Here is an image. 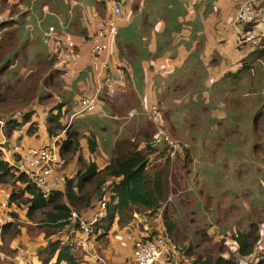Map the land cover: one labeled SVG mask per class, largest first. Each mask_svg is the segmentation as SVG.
Returning a JSON list of instances; mask_svg holds the SVG:
<instances>
[{"label": "rangeland", "instance_id": "rangeland-1", "mask_svg": "<svg viewBox=\"0 0 264 264\" xmlns=\"http://www.w3.org/2000/svg\"><path fill=\"white\" fill-rule=\"evenodd\" d=\"M14 1L7 6L22 10V4ZM180 1H185L186 7ZM135 2L137 6L141 2V9L135 11L134 7L130 15L124 12L123 20L132 22L129 26L128 23H120L116 38L121 48L130 46L128 51L132 57L126 58L117 48L114 56L126 68H129L128 63L133 58L137 90L129 74L116 76L113 71L98 75L95 82L78 79L76 74L71 77L73 80H69L57 70L65 66V58L55 59L54 55V67L53 60H48L47 55L52 48L44 43V32L56 26L51 25L43 30L47 18H40L37 10L31 8L28 17H21L23 21L19 30L10 28L9 32L0 34V94L5 95L7 104L28 101L21 108L9 110L6 106V109L0 110V146L8 143L13 147L22 143L28 148L20 138L26 123H29L27 132L35 134L33 141H41L49 129V120L46 122L47 118L41 116L49 111L52 117L56 116L64 102L67 106L61 109L64 113L62 119L68 120L65 129L74 128L80 132L83 143L78 159L81 156L85 161L92 155L91 160L98 163L102 170L110 164L117 147L127 149L135 145L145 150L148 144L167 134L180 148L170 161L168 198L156 212H144V216L134 213V220L128 223L136 228L133 229L136 232H133V244L145 237L166 234L165 219L168 217L169 225H174V244L182 250V262L177 264H189L184 257L188 247H192L197 255L215 259L225 254L226 248L221 240L227 238L226 235L230 236L235 231L246 232L252 222L261 225L264 232V116L260 117L258 127L254 126L255 115L264 112V53L258 56L254 54L252 46L240 44L241 35L235 39L237 46H241L239 52L231 55L229 53L235 48V40L226 33L216 32L214 38H193V35L203 34V24L192 20L191 16L189 20L186 19L192 12V8L187 7L193 6L188 3L191 1ZM7 6L4 14L0 9L2 17H16L18 14ZM256 16L257 13L254 27L258 21ZM97 17L98 12L96 20ZM107 17L100 18L96 27ZM149 18L153 24H157L158 20H167L164 30L160 26L162 33L156 25H153L152 34L146 33L144 20ZM234 23L239 27L237 21ZM63 26L67 29L64 24L61 28ZM196 30L200 32H192ZM41 31L43 42L36 37ZM157 33L164 39L158 40ZM59 42L62 43L61 40ZM249 52L252 54L247 55ZM49 54L54 53L51 51ZM246 66H251V69H244ZM81 80L88 90L80 91L78 82ZM69 83L66 93L63 84L66 86ZM92 89L97 101L95 109L89 113L80 112L81 99L91 96L89 92ZM153 108H158L160 117H151L148 111ZM102 111L107 113V117H100ZM12 130L14 133L9 140L8 133ZM157 130L165 133L157 136ZM97 137L100 141L97 152L91 154L87 141L89 138L97 141ZM63 139L58 137L49 144L57 148L61 161L59 172L65 173L59 176L65 181L62 186L65 187L66 181L68 183L77 176L80 163L77 166L75 158L68 162L60 155ZM163 145H159V151L164 150ZM184 161L187 165H184ZM159 165L166 164L154 160L150 169ZM103 178L112 182L107 173ZM106 195L110 204L111 194L107 192ZM5 212L4 216L11 215L8 207ZM18 213L21 219L23 210ZM92 214L93 210L84 212L86 216ZM142 217L147 220L143 224L149 225L146 231L138 221ZM12 218V222L18 221ZM23 226L21 235L11 245L18 250L17 254L9 256L0 251V264L26 263L30 253L33 264H37L36 249L45 241L41 235H30ZM154 231L157 233L152 234ZM219 237L222 239L219 240ZM103 244L98 246V250L106 248ZM262 254L261 247H258L255 250L256 258H261ZM16 258L19 260L15 261Z\"/></svg>", "mask_w": 264, "mask_h": 264}, {"label": "trees", "instance_id": "trees-1", "mask_svg": "<svg viewBox=\"0 0 264 264\" xmlns=\"http://www.w3.org/2000/svg\"><path fill=\"white\" fill-rule=\"evenodd\" d=\"M0 17H2L1 14ZM10 21L7 20L1 24L0 29L5 25H11L13 21ZM258 45L255 47L254 54L261 56L264 53V49L260 48L262 47L261 44ZM49 55L48 58L53 60L54 67L56 57L54 59L53 54ZM250 67L246 66L244 69H251ZM5 102V95L0 94V110L6 109V106L11 110L12 108H21L28 104L27 100H20L11 104ZM64 105L65 103H62L56 116L51 117L48 122L49 129L47 130L52 137L58 136L59 132L63 130L61 109ZM255 116L254 126L258 127L257 123L261 120L260 117L264 116V112ZM61 142L60 155L62 157L66 158L68 162L76 156L78 157L81 149V135L79 132L76 130H65V138ZM88 143L90 152H96L97 141L94 138H89ZM153 144H148L145 150L138 149L135 145L127 149L117 147L114 151L116 154L111 158L110 164L101 171L98 170L95 163L91 162L88 164L80 156V159H78L80 170L77 176L68 181L65 191H54L47 199L44 198L42 191L25 174L20 173L15 167L0 158V185L11 188L12 196L9 206L12 210L10 211V216L18 220L2 226L0 251L6 252L9 256L17 254L18 250L13 249L11 245L21 235V229L24 224L23 227L27 228L30 235H41L45 241V245L37 252L41 264H82L84 252L81 246L77 250L75 243L70 238L67 243H63L67 236L64 234L65 230L67 227L73 228L71 215L73 211L83 216L84 211L92 208V202L96 195L100 194V198L106 192L111 194L107 216L97 226V230L98 228L100 229V232L98 231L97 233V239L99 240L108 236L116 219L117 225L124 228L125 225L134 220L135 212L142 214L148 211H158L168 198V176L171 172V159L166 156L168 153L166 145H163V151H159L158 148L161 146L156 144L153 146ZM159 152H161L160 155ZM178 158H181V156ZM154 160L159 161V164L164 162L166 165H159L157 168L150 169V164ZM184 165H187L186 161H184ZM104 173L108 174L112 182L109 183V179L104 181ZM19 210L24 212L21 219H19ZM165 221L167 224L165 225L166 234L173 241L175 239L174 225H169L168 217ZM252 223L246 232L235 231L230 236L226 235L225 237L227 238L222 239L219 237V240L222 239L221 242L226 248L225 254L219 255L215 259H210L197 255L192 247H188L184 251V257L188 259L189 264H242V258L252 255L258 247H261L264 252L262 226ZM156 233L155 231L152 232V234ZM154 238L151 236L144 239L152 240ZM179 252H182L181 248ZM179 258L181 257L179 256ZM258 259H252L249 264H264V260Z\"/></svg>", "mask_w": 264, "mask_h": 264}, {"label": "crops", "instance_id": "crops-1", "mask_svg": "<svg viewBox=\"0 0 264 264\" xmlns=\"http://www.w3.org/2000/svg\"><path fill=\"white\" fill-rule=\"evenodd\" d=\"M188 1H191V2H188ZM246 1L247 0H187V2L192 3L193 6L191 7L187 6L188 8H192L191 10L192 12L191 14L187 16L186 19L189 20V17L191 16L192 20L196 19L195 21L199 22L200 24H203L202 26L203 34L193 35V38L195 36H197V38L203 37V36L208 37V38H214L216 36V32H218V33H226V35H228L231 38H234L235 40L238 35V30L240 28L241 30H246V29L251 30L252 29V30H255L256 32V38L258 40V44L262 45V47L260 48L264 49V0L255 2L254 8L255 10H258V12L254 10L255 15L257 13L256 17L258 18L257 25H255V27H254V24L247 25V26L240 24L239 27H237L236 24L234 23V21H236V17H237L240 7ZM14 2H15L14 0H0V5H1L0 9H3V14L6 12L5 7L7 6V4L10 3L9 5H11ZM18 2L20 5L22 4L23 6L22 10L19 7H12L9 5L7 6V8L11 9L13 13H16L18 15L16 17L15 16L12 17L10 15L6 16L8 20H11L10 22L12 21L13 22L11 25L10 24L8 26L5 25L2 29H0V34L4 35L6 32H9L8 29L10 28H17L13 30H19V28L22 25V21H23L21 17H28L30 15L29 13H31L30 10L32 8L33 11L37 10L40 12V18H44V19L47 18V21L45 23L46 27L43 30H46L51 25L56 26L58 36L61 38H69L71 40H75L77 44H81L80 49L84 54H86L87 48H88L86 43H88L89 38L93 36L94 33L96 32L97 21L100 18H105L109 15V10L104 0H27V2H25V0H18ZM180 2L184 7H186L185 1H180ZM134 7H135V11L138 10V8L141 9V2L139 6H137L135 0H128L124 7V12H128V13H125V14L130 15V11H133ZM96 12H98L99 14V17H97L98 20L95 19ZM133 13L135 14V12ZM131 22L132 21L128 19V20H122L121 23H128V26H129ZM144 22H145L144 25H145L146 33L152 34L154 31L153 25H156L159 32L162 33V30H164L163 29L164 24H166L167 20H158L157 24H153V20L149 18L148 20H144ZM180 22H182V20H180ZM62 24L67 26L66 30H64L63 27L61 28ZM160 26L162 30L160 29ZM187 27H190V26L188 25ZM192 32H200V30H196ZM160 33H157L156 35L158 40L164 39L160 37L161 36ZM36 37H38L43 42V31H41L40 33L38 32ZM252 44L253 42L245 43V45L252 46V48L254 47L253 49L255 50V47L258 44L257 45L256 44L252 45ZM44 47L45 49L48 50L46 45H44ZM239 47L241 46H237L236 40H235V48L232 51V53L230 52L229 54L231 55L233 53H238ZM116 48L120 52V54H124L126 58L132 57L128 51L130 49V46L121 48L120 42L118 43L116 42V47L114 46V53L116 51ZM51 51H53V48L52 50H49L48 55H47L48 57L50 56L49 53H51ZM250 54L252 53L249 52L247 55H250ZM132 61H133V58L128 63L129 68H126L125 64L120 63L116 59V57H114L113 62H112V71L115 73L116 76L120 74L118 70L123 71L124 77H125V74H129L131 78V82L134 83L135 90H137L138 83L135 81V78H134L135 70L133 68ZM89 68H91L92 70V74H93L92 77L90 76L92 74H91V70H88ZM98 72H99L98 69L94 70V67L90 65L89 58L83 59V61L81 62L78 68L77 78L78 79L85 78L86 81L90 80V81L95 82L94 79H96ZM79 74L81 75L79 76ZM60 83H63V82H60ZM78 85L80 86V89H81L80 91H84V89L88 90V88H85L83 80L79 81ZM81 85H83L84 87L81 88ZM63 87H65L64 89L65 92L68 93L67 91H69L70 83L66 84V86H64L63 84ZM94 89H95V85H94ZM93 92L94 91L92 89L89 92L90 95H92ZM134 95H137V93ZM151 102H153L152 98H151ZM65 106L67 105L65 104ZM73 112H77V111L73 110ZM62 114H64L63 111H62ZM91 116H97V115H91ZM51 117H52L51 111L41 116V118H47L45 119L46 122H48V120H50ZM100 117H107V113L102 111ZM67 121L68 120L61 119L62 128L64 130V131L63 130L61 131L62 133L59 132L58 136L52 137L50 136L49 132L45 131V136L41 138V141H33V137L35 136V134L33 135V132L31 134L27 132L29 123H26V125L24 126V131L22 132V136L20 138H22L24 143L29 147H39V146L49 145L51 140L55 142L58 137L65 138L64 135H65V130H66L65 128H66ZM72 129L76 130L74 128ZM13 133H14L13 130L11 131V133H8L9 140H11V136L13 135ZM84 133H87V132L84 131ZM61 134H64V135H61ZM98 138L99 137H97V144L98 142H100ZM82 144L83 143L81 140V147L83 146ZM97 146H99V144ZM4 149H5V146L3 145L0 146V158L3 161L7 162L12 167H14V164L16 162V157L12 156L10 151L8 150L4 151ZM92 158L93 156L89 155V157L85 159V161L88 164H90L91 162L95 163L97 165L98 170L101 171L102 167H100V165L96 163L94 160H91ZM75 163L77 166H79L77 156L75 157ZM68 174L70 175L69 172ZM96 197L97 195L94 197L93 200H95ZM17 211H18V208H17ZM84 212H87V210ZM139 215L144 216L143 214H139ZM136 217H139V216H136ZM138 221L143 224V221H147V220L145 218L143 219L142 217V218H139ZM142 227L144 228L145 231L149 229L148 228L149 225H146V224H143ZM72 229L73 228L67 227L64 234L69 236V238L75 243L76 248L78 250L80 249V246H81L79 243V239L81 238V235L79 233H75V231ZM133 229H136V228L131 225L121 228L119 225H117V219H116L115 223L113 224V228L108 234V236H106L105 238H102L101 240L97 239L96 244H95L96 247L93 250L92 254H90L87 250L81 247L82 251L84 252V261L82 264H124L127 260L132 258V255H133L132 253L133 251V244H132L133 243V232L136 233ZM139 229H140V226H139ZM101 243H104L102 246L106 248H101V250H98V246L101 245ZM44 245L45 244L38 246V249H36L35 256H36L37 264H41L40 257L38 256L37 252ZM30 255L31 253L28 255V257H26L27 262L23 264H33L32 259L30 258ZM16 260H19V258H16L15 261ZM180 262H182V259L178 258V260L174 264H177ZM60 264H66V263H60Z\"/></svg>", "mask_w": 264, "mask_h": 264}, {"label": "built area", "instance_id": "built-area-1", "mask_svg": "<svg viewBox=\"0 0 264 264\" xmlns=\"http://www.w3.org/2000/svg\"><path fill=\"white\" fill-rule=\"evenodd\" d=\"M104 1L107 4L109 15L101 25H98L94 35L91 36L88 43H86L88 46L86 54L81 51V44H77L75 40L59 37L55 27H50L44 32L46 33L44 43L53 48L52 52L56 59L57 57L59 59L65 58V66L60 69L57 68V70L63 72L64 76L69 80H73L71 77L75 74L78 76L79 65L83 59L87 58H89L90 65L94 67V70H99L98 75L103 72L112 71V62L115 57L114 46L116 47L118 28L124 18V7L128 0ZM256 1L260 0H247L244 3L236 17L238 24L246 26L254 24V6ZM7 20L8 18L6 17H0V25ZM64 30H66V28H64ZM239 35H241L240 44L249 42H253L254 45L258 44L255 30H241L237 37H239ZM60 40L62 41L61 44L59 42ZM118 72L123 75L122 70H118ZM97 92H99V90ZM96 103V95L93 96L92 94L89 97L82 98L80 112H92L96 107ZM148 113L152 118L160 117L158 108L150 109ZM3 126L4 125H1V127ZM157 132V136L165 133V131L160 132L158 130ZM153 142L156 145H166L168 147V158L171 160L175 158L180 150L177 143L171 140L167 134ZM2 145L5 146L4 151L8 150L11 152L12 156L16 157L14 167L20 173L25 174L28 179L42 191L44 198L47 199L54 191H65L67 181L65 187H62L65 181L59 175L64 176L65 173L64 171L59 172L61 161L55 145L52 146L49 144L28 148L22 143L13 147L8 143ZM66 178L68 180V174H66ZM11 196V188L0 185V233L2 226L13 221V218L10 215L4 216L7 207L8 211L12 210L9 206ZM95 202L96 203L93 204L92 208L87 210V212L93 210L91 216H86L84 213L82 216L75 211L71 214L73 223L72 230L81 235L79 243L81 247L87 250L90 254H92L96 247L97 233L98 231L100 232L99 228L97 230V226L98 224H101L107 216L108 196L105 194ZM76 226H78V228H76ZM68 240L69 236L65 237L63 243H67ZM132 253V258L127 260L124 264H174L180 256L179 249L167 234L156 236L152 240L139 239L137 242L135 241ZM252 259H256L255 252L252 255L242 258V264H249ZM258 260H264V252L262 257Z\"/></svg>", "mask_w": 264, "mask_h": 264}]
</instances>
